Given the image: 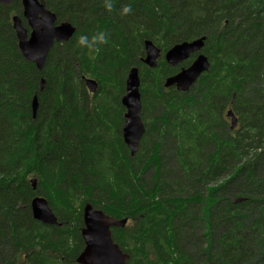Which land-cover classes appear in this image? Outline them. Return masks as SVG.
<instances>
[{
	"label": "trees",
	"instance_id": "16d2710c",
	"mask_svg": "<svg viewBox=\"0 0 264 264\" xmlns=\"http://www.w3.org/2000/svg\"><path fill=\"white\" fill-rule=\"evenodd\" d=\"M44 3L75 32L41 69L18 48L21 0L0 4V264H77L87 203L128 219L111 231L127 264H264V0ZM98 32L97 51L78 46ZM200 36L208 70L187 92L164 88L193 57L171 66L164 52ZM146 39L161 50L152 68ZM132 66L145 128L134 156L120 102ZM35 195L56 224L32 217Z\"/></svg>",
	"mask_w": 264,
	"mask_h": 264
},
{
	"label": "water",
	"instance_id": "95a60500",
	"mask_svg": "<svg viewBox=\"0 0 264 264\" xmlns=\"http://www.w3.org/2000/svg\"><path fill=\"white\" fill-rule=\"evenodd\" d=\"M11 2L12 0H0V4L6 6ZM21 5V16L14 14L11 17L18 48L26 60L34 63L37 69H41L49 50L55 43L68 41L75 32V27L67 20L56 22L55 14L45 6L44 0H21ZM204 40L205 36H200L189 41L178 42L164 52L163 58L171 66H176L195 54L188 66L182 67L178 72L164 79V88L174 87L179 92H187L199 76L208 70V58L201 51ZM143 47L145 55L142 62L148 67H155L161 55L160 48L148 39L143 42ZM83 79L87 90L94 93L97 88L96 81L89 77H83ZM139 85L138 68L132 66L127 71L124 93L120 99L125 109L122 138L129 149L130 156L136 153L145 130L140 118ZM36 109L37 99L34 96L31 101L33 117ZM226 116L230 119L229 128H236L237 118L232 110H228ZM29 181L32 188H35L36 178L32 177ZM30 209L34 219L44 224H56V216L43 196L35 195L31 199ZM82 219L81 235L84 247L76 258L77 264H127L129 255L113 241L111 229L124 227L128 219L110 216L89 203L83 206Z\"/></svg>",
	"mask_w": 264,
	"mask_h": 264
},
{
	"label": "clouds",
	"instance_id": "9594fccd",
	"mask_svg": "<svg viewBox=\"0 0 264 264\" xmlns=\"http://www.w3.org/2000/svg\"><path fill=\"white\" fill-rule=\"evenodd\" d=\"M107 7L110 9L111 5L108 4ZM122 12L124 14H127V13L131 12V8L125 6L122 9ZM106 39H107V37L103 32H98L95 35L91 36V38L83 36V35L80 36L78 38L77 44H78V46L86 49L89 53H91V52L97 51L98 50L97 46L105 43Z\"/></svg>",
	"mask_w": 264,
	"mask_h": 264
},
{
	"label": "flooded vegetation",
	"instance_id": "af4514ba",
	"mask_svg": "<svg viewBox=\"0 0 264 264\" xmlns=\"http://www.w3.org/2000/svg\"><path fill=\"white\" fill-rule=\"evenodd\" d=\"M191 56H193L192 57V59L195 57V54H192V55H190V57ZM234 114V113H233ZM235 115V114H234ZM226 119H227V122L229 123V126H230V119L228 118V117H226ZM117 228V227H116ZM113 229V228H112ZM112 229H111V231H112Z\"/></svg>",
	"mask_w": 264,
	"mask_h": 264
},
{
	"label": "bare ground",
	"instance_id": "6f19581e",
	"mask_svg": "<svg viewBox=\"0 0 264 264\" xmlns=\"http://www.w3.org/2000/svg\"><path fill=\"white\" fill-rule=\"evenodd\" d=\"M236 117V116H235Z\"/></svg>",
	"mask_w": 264,
	"mask_h": 264
}]
</instances>
